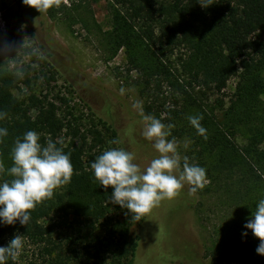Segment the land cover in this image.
<instances>
[{
	"label": "trees",
	"instance_id": "obj_1",
	"mask_svg": "<svg viewBox=\"0 0 264 264\" xmlns=\"http://www.w3.org/2000/svg\"><path fill=\"white\" fill-rule=\"evenodd\" d=\"M30 10L34 22L44 27L45 13ZM107 12L105 45L111 56L123 53V78L136 88L143 113L165 125L168 140L183 145L181 165L187 157L206 169L208 182L195 193L214 194L221 201L226 235L205 259L211 264H264L256 252L260 241L244 228L264 199V0H108ZM46 13L54 16L51 9ZM15 55L14 50L0 53V113L5 114L0 127L8 130L0 138V182L13 178L7 170L13 166L15 142L30 130L40 135L42 145L51 139L70 155L73 175L69 184L30 210L27 225L0 224V246L20 235L46 264H96L90 258L100 248L109 264H136L146 252L140 244L144 216L136 221L127 209L111 203L113 189L99 186L90 168L104 151L122 149L117 130L99 120L81 132L45 97L22 93L27 75L13 65ZM231 80L234 87L227 95ZM197 115L203 117L204 136L189 123L188 117ZM62 134L70 141L61 140ZM184 191L189 209L193 198ZM49 217H55L53 223L45 222ZM134 224L139 226L136 235ZM70 230L82 240L79 244L84 242L81 249L68 237L56 240V234Z\"/></svg>",
	"mask_w": 264,
	"mask_h": 264
},
{
	"label": "rangeland",
	"instance_id": "obj_2",
	"mask_svg": "<svg viewBox=\"0 0 264 264\" xmlns=\"http://www.w3.org/2000/svg\"><path fill=\"white\" fill-rule=\"evenodd\" d=\"M107 5L108 0H58L50 8L54 16L44 12L46 23L42 27L38 17L34 22L30 7L22 0H0V53H16L13 65L26 73L28 81V86H21L22 93L42 100L45 97L60 109L61 118L81 132L97 126L99 120L112 124L122 149L132 153L134 163L144 169L159 153L153 147L154 140L143 136L146 123L134 107L143 101L134 85L123 78V53L111 56L105 45L103 35L109 28ZM234 83L229 82L227 95ZM121 88L125 89L124 94ZM70 138L62 134L61 140L69 142ZM175 144L180 155L183 145ZM149 153L153 156H146ZM179 173V169L174 170L175 175ZM190 189L185 183L174 198L162 200L144 215L140 244L146 252L136 264H211L205 259L206 252L226 235L221 226V201L214 194L193 193L188 209L189 198L184 190L190 193ZM54 220L55 217H49L45 222ZM131 232L138 234V224L132 226ZM76 235L70 230L56 234L55 238L62 242L68 237L76 243L74 248L81 249L84 242L79 244L82 240H77ZM23 242L16 264H46L37 257L36 247L24 238ZM90 261L109 264L102 248Z\"/></svg>",
	"mask_w": 264,
	"mask_h": 264
},
{
	"label": "clouds",
	"instance_id": "obj_3",
	"mask_svg": "<svg viewBox=\"0 0 264 264\" xmlns=\"http://www.w3.org/2000/svg\"><path fill=\"white\" fill-rule=\"evenodd\" d=\"M25 6L34 8L39 13L46 12L58 3V0H22ZM202 6V5H201ZM204 7V6H202ZM124 94L125 89H120ZM134 107L146 123L143 136L153 141V147L159 153L157 158L141 169L134 163V155L124 149L112 148L104 151L91 162L90 168L94 179L105 189H113L110 201L127 209L132 219L140 221L164 199L174 198L187 183L191 186L190 194L203 188L208 182L206 169L190 164L188 158L177 153L175 140L166 139L170 132L157 118L145 115L138 102ZM0 113V119L4 117ZM202 116H189V123L197 133L204 136L206 129L201 125ZM8 130L0 127V138L6 137ZM40 135L27 131L18 138L12 151L13 166L7 171L13 177L10 181L0 182V224L14 225L17 221L23 226L30 221V210L45 199H50L54 190L71 182L73 166L70 155L49 139L45 145L40 142ZM179 175L174 170L181 169ZM0 169L3 165L0 164ZM244 228L250 230L260 243L256 249L264 256V199H260L252 211L251 218ZM242 235L247 236L245 231ZM24 247L23 236L16 235L8 245L0 246V264L16 261Z\"/></svg>",
	"mask_w": 264,
	"mask_h": 264
}]
</instances>
